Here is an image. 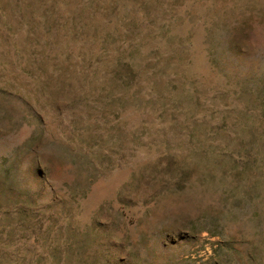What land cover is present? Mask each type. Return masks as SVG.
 <instances>
[{"label": "rangeland", "instance_id": "374dc122", "mask_svg": "<svg viewBox=\"0 0 264 264\" xmlns=\"http://www.w3.org/2000/svg\"><path fill=\"white\" fill-rule=\"evenodd\" d=\"M0 264H264V0H0Z\"/></svg>", "mask_w": 264, "mask_h": 264}]
</instances>
